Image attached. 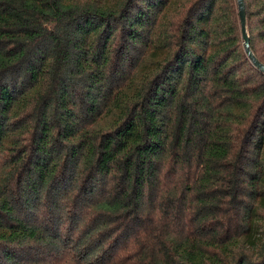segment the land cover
<instances>
[{"label": "trees", "instance_id": "obj_1", "mask_svg": "<svg viewBox=\"0 0 264 264\" xmlns=\"http://www.w3.org/2000/svg\"><path fill=\"white\" fill-rule=\"evenodd\" d=\"M243 42L237 0H0V264H264Z\"/></svg>", "mask_w": 264, "mask_h": 264}, {"label": "water", "instance_id": "obj_2", "mask_svg": "<svg viewBox=\"0 0 264 264\" xmlns=\"http://www.w3.org/2000/svg\"><path fill=\"white\" fill-rule=\"evenodd\" d=\"M238 7H239V16H240V22H241V28H242V36L244 39V48L245 51L252 61V63L262 72H264V63H262L257 56L254 54V52L251 49L250 46V36L247 31V17H246V6L244 0H237Z\"/></svg>", "mask_w": 264, "mask_h": 264}]
</instances>
